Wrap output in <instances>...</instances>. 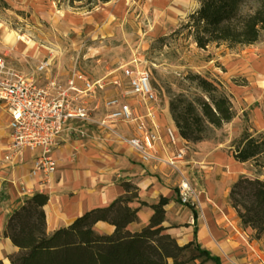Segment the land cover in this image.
<instances>
[{"label":"rangeland","instance_id":"1","mask_svg":"<svg viewBox=\"0 0 264 264\" xmlns=\"http://www.w3.org/2000/svg\"><path fill=\"white\" fill-rule=\"evenodd\" d=\"M197 7V0H111L86 11L58 5L56 0H0V56L29 78L37 76L34 68L42 61L49 63L50 76L61 80L74 70L95 81L111 71L120 73V68L145 69L167 110L171 95L196 94L186 80L189 74L221 83L231 97L236 117L209 131L207 139L198 143L195 149L201 153L220 148L221 158L210 166L191 163L185 175L191 193L182 204L176 188L175 204L169 210L171 225L176 232L196 227L201 246L218 256L222 264H264L263 242L255 240L252 231L243 233L228 200L230 186L239 177L264 180V159L260 160L263 167L254 169L250 163H234L229 154L231 141L239 138L244 128L250 133L264 132V124L257 128L249 110L227 90L229 82L244 84L235 71L240 66L237 55L241 50L210 47L202 51L189 40L171 36ZM27 41L36 48L23 53ZM258 43H264V35ZM36 79L43 82L44 75ZM262 114L264 119V109ZM0 129L9 133L1 104ZM5 147L8 154V142ZM195 149L190 146L188 155ZM205 165L214 169H203ZM192 211L198 220L188 226L184 217ZM97 230L103 231L100 227ZM7 253L9 248L1 245L4 264H8Z\"/></svg>","mask_w":264,"mask_h":264},{"label":"trees","instance_id":"2","mask_svg":"<svg viewBox=\"0 0 264 264\" xmlns=\"http://www.w3.org/2000/svg\"><path fill=\"white\" fill-rule=\"evenodd\" d=\"M56 1L58 5L91 11L111 0ZM197 3L198 7L171 36L189 40L202 51L210 47L235 51L255 45L264 35V0ZM186 80L196 94L171 95L168 111L179 137L198 144L207 139L209 131L233 121L236 113L221 83L197 74H189ZM229 154L236 163H250L254 169L263 167L260 160L264 159V132L250 133L244 128L239 138L231 141ZM118 184L124 193L106 207L91 209L52 232L47 230L48 196H26L7 216L0 232V239L9 240L17 250L7 258L8 264H222L197 242L196 229L193 239L183 245L168 233L169 228L163 226L166 198L147 204L140 200L131 182L122 180ZM228 200L241 227L250 229L253 238L264 244V180L239 177L230 186ZM142 208L151 211L149 221L133 229ZM192 214L196 219V213ZM97 223H105L113 231L99 232ZM0 264L4 263L0 260Z\"/></svg>","mask_w":264,"mask_h":264},{"label":"crops","instance_id":"3","mask_svg":"<svg viewBox=\"0 0 264 264\" xmlns=\"http://www.w3.org/2000/svg\"><path fill=\"white\" fill-rule=\"evenodd\" d=\"M237 57V63L240 66L238 65L235 70L236 75L241 77L245 84L235 86L229 82L227 90L236 100L241 101L244 110H249L253 124L257 128H262L261 124H264L262 117L264 109V43H256L242 49ZM115 73L116 71H111L100 77V79L105 78L103 82L107 87L103 93H98L94 102L89 103L91 113L96 119H100L106 112L103 100L116 95L111 82L120 73ZM6 117L8 123L7 114ZM155 121L161 126L168 125L174 128L167 108L161 104ZM116 132L125 138L133 136L132 127L123 124L116 127ZM8 140L9 133H3V129H0V200L3 201V213L0 208V232L12 210L18 207L26 196L33 193H42L48 196V203L45 207L47 230L52 232L60 227L70 225L77 217L91 209L106 207L112 200L124 193L118 183L126 180L136 186L138 197L147 204L157 202L160 197L168 200L163 226L169 228L168 233L175 238L179 245L186 244L193 239V230L196 227L193 230L191 227H187L183 232H176L172 229L171 221L173 220L169 210L175 204L176 175L163 168L155 169L152 165L142 164L136 153L122 144L119 137L110 136L101 139L98 130L94 129L89 133L88 138L78 140L68 127L53 153L56 171L47 184H40L30 177L28 162L17 165L8 158L5 147ZM199 145L187 143V158L189 160L186 159L189 162L200 166L202 163H206L210 166L220 160V148L213 147L211 150L201 153L195 149ZM190 146L195 151L188 155ZM173 150L174 148H169V152L167 151L166 154H171ZM234 163L236 162L234 161ZM208 165H205L206 167L204 166L203 169H214ZM150 216L151 211L148 208L140 209L139 223L132 228L137 229L146 225ZM185 219L186 225L190 226L191 223L197 222L198 217L194 219L193 214H186L184 221ZM99 227L105 234H110L113 231V228L105 223H97L96 228L99 229ZM246 232L250 233L251 230L244 229L243 233ZM197 242L200 244L198 232ZM1 245L9 248V253L5 254L6 259L17 251L7 239H0V247ZM0 260L3 262L2 258Z\"/></svg>","mask_w":264,"mask_h":264},{"label":"built area","instance_id":"4","mask_svg":"<svg viewBox=\"0 0 264 264\" xmlns=\"http://www.w3.org/2000/svg\"><path fill=\"white\" fill-rule=\"evenodd\" d=\"M120 69L111 82L116 95L103 100L106 112L96 119L89 103L105 91V78L93 81L74 70L61 80L50 76L49 63L42 61L34 68L37 78L44 75L41 82L20 74L0 56V104L8 115V158L17 165L28 162L30 177L47 184L56 171L53 153L66 129L70 127L78 140L88 138L96 129L101 139L119 137L142 164L176 175L185 204L191 193L185 176L191 165L186 159L187 143L174 128L155 121L161 103L150 73L139 68ZM120 124L131 126L133 136H119L116 127ZM169 148L174 150L166 154Z\"/></svg>","mask_w":264,"mask_h":264},{"label":"bare ground","instance_id":"5","mask_svg":"<svg viewBox=\"0 0 264 264\" xmlns=\"http://www.w3.org/2000/svg\"><path fill=\"white\" fill-rule=\"evenodd\" d=\"M19 39L22 40L21 37H19ZM35 48H36V45H35V44H33V43L27 41V42L24 43V50H23V53H29V52H31V51H32L33 49H35Z\"/></svg>","mask_w":264,"mask_h":264}]
</instances>
